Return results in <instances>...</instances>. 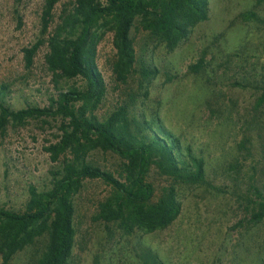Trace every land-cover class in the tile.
<instances>
[{
  "label": "rangeland",
  "instance_id": "1",
  "mask_svg": "<svg viewBox=\"0 0 264 264\" xmlns=\"http://www.w3.org/2000/svg\"><path fill=\"white\" fill-rule=\"evenodd\" d=\"M44 1L0 0V85L9 88L7 102L16 111L47 107L59 92L83 85L48 70L46 44L39 46L32 65H25L24 49L40 38ZM74 1L55 6L49 32ZM249 12L257 19L244 21L242 15ZM130 36L137 63L125 84L112 70V33L105 32L98 44L106 94L95 116L103 120L132 97L137 118L159 116L184 147L204 160L205 182L175 186L180 214L167 228L126 234L116 224L96 220L110 188L85 181L74 198L70 264H150L151 255L165 264H264V218L252 219L256 192L264 194V0H209L208 19L173 51L137 21ZM202 58L200 73H191L189 67ZM142 65L159 71L147 85L139 73ZM61 122L50 115L6 125L0 134L1 207L22 213L29 187L38 192L51 187L55 165L44 148L59 140ZM88 161L120 178L116 155L94 151ZM147 179L156 194L172 185L155 169ZM45 242L37 240L9 264H35Z\"/></svg>",
  "mask_w": 264,
  "mask_h": 264
},
{
  "label": "trees",
  "instance_id": "2",
  "mask_svg": "<svg viewBox=\"0 0 264 264\" xmlns=\"http://www.w3.org/2000/svg\"><path fill=\"white\" fill-rule=\"evenodd\" d=\"M59 2L44 1L40 38L30 49H24L25 65L30 67L39 46L46 44L48 70L58 78L80 80L83 85L59 92L49 99L47 107L29 106L17 111L7 102L9 88L0 85V134L10 121L21 125L28 119L50 115L62 120L59 140L44 148L55 165L50 172L51 187L42 192L29 187L22 213L0 206L1 264H9L40 239L46 242L35 264H70L76 236L74 198L85 181L98 180L110 188L109 195L98 204L96 220L116 224L126 234L134 229L151 233L167 228L180 214L175 186L205 182L204 160L184 147L159 116L147 119L142 114L137 118L132 97L103 120L94 113L106 94L97 65V47L105 32L113 36V73L125 84L136 72L137 57L130 36L135 22L173 51L193 28L208 19L209 0H75L49 32ZM242 19L257 18L249 12ZM203 64L202 58L189 71L199 74ZM139 69L146 85L159 74L151 65ZM147 94L145 90V97ZM94 151L111 153L121 160L120 178L89 163ZM152 169L172 182L158 194L147 179ZM256 193L252 219L259 222L264 218V194ZM150 258V264H165L157 256Z\"/></svg>",
  "mask_w": 264,
  "mask_h": 264
}]
</instances>
